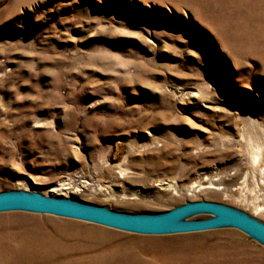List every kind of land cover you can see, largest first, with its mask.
<instances>
[{
	"label": "rangeland",
	"instance_id": "374dc122",
	"mask_svg": "<svg viewBox=\"0 0 264 264\" xmlns=\"http://www.w3.org/2000/svg\"><path fill=\"white\" fill-rule=\"evenodd\" d=\"M263 15L264 0H0V193L126 214L209 202L264 225ZM201 178L217 190L190 191ZM21 244L75 251L54 264H264L229 226L0 212V247Z\"/></svg>",
	"mask_w": 264,
	"mask_h": 264
},
{
	"label": "water",
	"instance_id": "95a60500",
	"mask_svg": "<svg viewBox=\"0 0 264 264\" xmlns=\"http://www.w3.org/2000/svg\"><path fill=\"white\" fill-rule=\"evenodd\" d=\"M8 211L60 216L141 235L184 234L229 226L264 244L263 224L230 208L209 202L186 203L158 214H126L35 193L2 192L0 212ZM194 214H207L209 217L182 221Z\"/></svg>",
	"mask_w": 264,
	"mask_h": 264
},
{
	"label": "bare ground",
	"instance_id": "6f19581e",
	"mask_svg": "<svg viewBox=\"0 0 264 264\" xmlns=\"http://www.w3.org/2000/svg\"><path fill=\"white\" fill-rule=\"evenodd\" d=\"M245 16H246V18H249V14H245ZM250 22L252 24L256 23L257 27H259V24H261V23L264 24V20H250ZM205 180H206V178H201L200 181L195 182L197 184L193 183V185H190L188 187V189H190V191H192L193 189H195V190H204V189L217 190L218 187L215 186V184L213 185V182L215 180L209 181L207 183V185L204 184ZM80 183L83 184L84 182L82 181ZM57 188H53L52 190L53 191L57 190ZM65 189H71V188L65 187ZM187 218L183 219L182 221H189V220H187ZM42 248H43L42 249L43 251L39 250V249H35L32 246H27V245L23 246L22 244L18 250H5V249L0 247V264H54V260H56L57 258L59 260L62 256H65V253L66 254L67 253L73 254L75 252V251H71V252H73V253H71L70 251H66L64 253L66 248L61 249V248H59V246H55L52 249H50L47 246L42 247Z\"/></svg>",
	"mask_w": 264,
	"mask_h": 264
}]
</instances>
